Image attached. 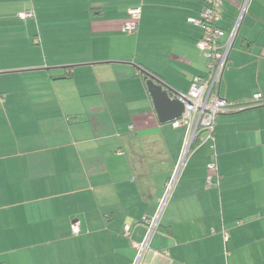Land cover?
Instances as JSON below:
<instances>
[{
    "label": "crops",
    "instance_id": "0c3cea01",
    "mask_svg": "<svg viewBox=\"0 0 264 264\" xmlns=\"http://www.w3.org/2000/svg\"><path fill=\"white\" fill-rule=\"evenodd\" d=\"M244 2L218 86L230 108L187 153L142 264H264V0H222L217 25ZM204 6L0 0V263L131 264L187 136L159 122L144 71L178 94L207 75L187 21Z\"/></svg>",
    "mask_w": 264,
    "mask_h": 264
},
{
    "label": "built area",
    "instance_id": "2783aa9c",
    "mask_svg": "<svg viewBox=\"0 0 264 264\" xmlns=\"http://www.w3.org/2000/svg\"><path fill=\"white\" fill-rule=\"evenodd\" d=\"M205 4L199 17H188L187 21L198 27L201 31L197 46L207 59L208 72L206 76H196L193 78L189 89L185 94H178L184 109L182 114L172 121L175 127L186 126L187 136L185 139L182 155L179 164L175 167L173 174L166 180L163 195L158 199L155 213L151 217L144 218L146 232L140 242H134L136 256L131 264H142V256L149 246L150 239L159 226V221L163 209L171 195L176 183L179 171L183 165L190 145L194 137L202 131L204 139H212L213 128L218 114L230 108L226 99L218 94V86L221 82L223 70L228 62V56L234 39L237 34L241 17L246 10V3L242 4L240 14L236 18L232 28L229 31L223 30L217 25L221 18L219 8L222 0H202ZM141 10L139 7L128 9V20L122 25V31L132 33L137 29ZM20 18L33 16L31 10L23 11L18 14ZM256 100L260 95L254 96ZM132 130L133 128L130 127ZM208 168L212 171L217 170L215 162L208 163ZM208 184H211L210 176L207 178ZM73 234L79 233L78 223L74 222L71 226ZM125 234H129V228L126 227ZM2 264V263H0Z\"/></svg>",
    "mask_w": 264,
    "mask_h": 264
},
{
    "label": "water",
    "instance_id": "95a60500",
    "mask_svg": "<svg viewBox=\"0 0 264 264\" xmlns=\"http://www.w3.org/2000/svg\"><path fill=\"white\" fill-rule=\"evenodd\" d=\"M145 73L146 87L152 98L159 122L164 123L178 118L184 109L183 103L177 99L178 93L155 76L148 72Z\"/></svg>",
    "mask_w": 264,
    "mask_h": 264
},
{
    "label": "trees",
    "instance_id": "16d2710c",
    "mask_svg": "<svg viewBox=\"0 0 264 264\" xmlns=\"http://www.w3.org/2000/svg\"><path fill=\"white\" fill-rule=\"evenodd\" d=\"M61 77H65V76H61ZM144 78L146 79V73H145V77ZM254 101H258V100H256L254 98ZM237 107H241V106H237ZM203 140H204V133L202 131H199V133L194 137V139H193V141H192V143L190 145L188 153H190V151H192L194 148H196ZM159 227L160 226H158V229H159Z\"/></svg>",
    "mask_w": 264,
    "mask_h": 264
}]
</instances>
